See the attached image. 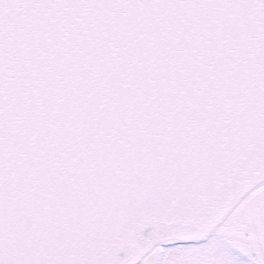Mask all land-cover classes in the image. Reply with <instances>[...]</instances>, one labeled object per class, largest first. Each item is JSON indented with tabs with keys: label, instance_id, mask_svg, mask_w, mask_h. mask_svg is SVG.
Returning <instances> with one entry per match:
<instances>
[{
	"label": "snow or ice",
	"instance_id": "1",
	"mask_svg": "<svg viewBox=\"0 0 264 264\" xmlns=\"http://www.w3.org/2000/svg\"><path fill=\"white\" fill-rule=\"evenodd\" d=\"M0 264H264V0H0Z\"/></svg>",
	"mask_w": 264,
	"mask_h": 264
}]
</instances>
